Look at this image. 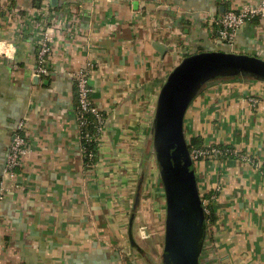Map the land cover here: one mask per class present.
Masks as SVG:
<instances>
[{
  "label": "crops",
  "instance_id": "0c3cea01",
  "mask_svg": "<svg viewBox=\"0 0 264 264\" xmlns=\"http://www.w3.org/2000/svg\"><path fill=\"white\" fill-rule=\"evenodd\" d=\"M262 2L0 0V45L8 46L0 55V179L22 121L28 148L0 201V264H149L159 257L162 264L161 252L149 257L128 234L134 207L135 243L136 229L147 224L142 203L151 188L159 231L153 247L163 250L164 190L149 143L159 89L198 50L264 59V19L246 22L230 50L214 27L226 12ZM41 8L52 18L51 73L37 76L29 27L31 16L42 22ZM155 42L166 46L163 55ZM85 66L91 103L105 119L95 165L85 162L76 125L73 76ZM183 126L187 142L200 137L206 146L231 150L194 166L215 216L200 264H264V82L209 83L188 107ZM134 178L140 180L135 188Z\"/></svg>",
  "mask_w": 264,
  "mask_h": 264
},
{
  "label": "water",
  "instance_id": "95a60500",
  "mask_svg": "<svg viewBox=\"0 0 264 264\" xmlns=\"http://www.w3.org/2000/svg\"><path fill=\"white\" fill-rule=\"evenodd\" d=\"M153 46L160 55L166 52L161 43ZM226 78L264 82V59L225 51L190 54L173 68L159 89L150 139L165 198L162 264H200L202 195L183 124L188 107L202 89ZM133 219L134 214L128 234L132 246L137 247L132 239Z\"/></svg>",
  "mask_w": 264,
  "mask_h": 264
},
{
  "label": "built area",
  "instance_id": "2783aa9c",
  "mask_svg": "<svg viewBox=\"0 0 264 264\" xmlns=\"http://www.w3.org/2000/svg\"><path fill=\"white\" fill-rule=\"evenodd\" d=\"M40 13L43 15L41 23L35 24V16H31L29 31L34 35V47L36 48V62L37 67L35 70V75H49L51 69L48 65V55L50 53V43L51 34L50 29L47 27L48 22H52V18H49L50 14L45 8H41ZM48 17V18H46ZM260 17L264 19V2L257 6H244L239 11H228L221 16L220 19L215 20V24L219 26L218 37L216 38L218 42L221 43L227 49L233 48L234 38L239 29H241L246 22L252 18ZM6 44L0 45V55H7ZM89 66L83 67L81 70L76 72L73 76L74 84L76 88V94L78 98V107L81 113H89L94 116L98 124L95 135H90L89 133L84 134L83 127L86 121L79 115L76 117L77 132L81 143V137L86 141L98 140L100 133L104 127L105 119L102 116V112L96 108L90 100V88H89ZM24 122H19L17 125L16 133L14 135L12 144L9 147L5 165L2 171V176L0 179V201H2L8 191L10 190L12 184L14 183L17 173L16 170L20 166L21 158L28 153V148L26 144V139L23 136ZM82 153H85V149L81 143ZM210 147V146H209ZM209 154L212 158H216L220 153L217 149H209ZM191 158L194 162L202 161L203 156L206 155L205 151L199 149H193L191 152ZM92 154H88V158H92ZM203 205H208V200L203 201ZM208 213V211L206 210Z\"/></svg>",
  "mask_w": 264,
  "mask_h": 264
},
{
  "label": "trees",
  "instance_id": "16d2710c",
  "mask_svg": "<svg viewBox=\"0 0 264 264\" xmlns=\"http://www.w3.org/2000/svg\"><path fill=\"white\" fill-rule=\"evenodd\" d=\"M214 27H215V37L217 38L218 37V33L217 32L219 30V26L214 23ZM212 51H225V50L224 49H217V50H213L212 49L210 51L208 50V52H212ZM199 52H206V51L198 50L197 52H193L191 54H195V53H199ZM75 98H76L75 99L76 117H78L80 115L86 121V123H85V125L83 127L84 134L89 133L90 135H95V132H96V129H97V126H98V124L96 122V119L94 118L93 115H91L89 113H81L80 110H79V107H78L77 94H76ZM102 116L104 118L103 113H102ZM81 143L83 145V148L85 149V153L83 154L85 162L87 163L89 161L91 163H94L96 152H97L96 149H97L98 140L86 141L84 138L81 137ZM188 148H189L190 152L193 149H199V150L205 151L206 155L203 156V158H204L203 160H207V159L212 158V156L209 154V152H210L209 149H211V148H215V149H217L220 152L217 157L227 156V155H229L231 153V150L229 148H227V147H224V146L211 145L209 147V146L204 145V143L202 142V139L200 137L192 138L188 142ZM89 153H91L93 155L91 159L88 158V154ZM194 166H195V164H194ZM144 170H145V168H142V170H141L142 176H143V174L145 175V171ZM204 199L208 200V205H203ZM201 200H202V208H203V211H202L201 215H202L203 222L201 224L202 226L200 225V230H202V233L200 232V242H201L202 251H203L208 229L214 223L215 216H214L213 210L211 208V205L209 204V202L211 201V196L210 195H204V196L201 197ZM206 210L208 211V213L206 212ZM135 211H136V207L133 208L132 214H134Z\"/></svg>",
  "mask_w": 264,
  "mask_h": 264
},
{
  "label": "rangeland",
  "instance_id": "374dc122",
  "mask_svg": "<svg viewBox=\"0 0 264 264\" xmlns=\"http://www.w3.org/2000/svg\"><path fill=\"white\" fill-rule=\"evenodd\" d=\"M149 143H150V152L152 153L153 150H152V144H151L152 141H151V139H150ZM94 165H95V163H94ZM144 171L146 172V170H144ZM146 175H148L147 172H146L145 176ZM138 180H139L138 178H134L132 180L133 181L132 187L135 188L136 184L138 185ZM147 182H149L148 178H147ZM152 193L154 194V191L151 188L148 189L147 192H145L144 200H146V201L144 203H142V206H143L142 214H143V218L145 217L144 220L147 221V224H144V225L140 226L138 229H136L135 236L136 235L137 236L135 238L137 240H136L135 244H136V246L138 245L137 248L140 247L142 250H144L149 255V257L153 258V256H152L153 251H156L158 253L161 252V254H162V250L158 251L157 249H154V247H153V242L156 241L155 240V235L159 231H158V228L156 229V223L153 221V213H157V210L154 211V205H153V203H151V198L153 197V196H151V195H153ZM140 235L142 237H143V235H145V237H146V235H147V237L148 236L149 237H148V239H146L147 241H145V239L143 241V240L138 238ZM161 237H162V240H163V236L162 235H161ZM138 250H139V248H138ZM149 260H151L149 262V264H161L160 257H159V259L157 258L155 260H152V259H149Z\"/></svg>",
  "mask_w": 264,
  "mask_h": 264
}]
</instances>
